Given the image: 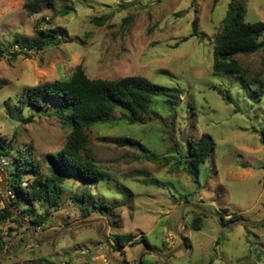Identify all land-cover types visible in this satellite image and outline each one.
<instances>
[{
	"label": "rangeland",
	"instance_id": "rangeland-1",
	"mask_svg": "<svg viewBox=\"0 0 264 264\" xmlns=\"http://www.w3.org/2000/svg\"><path fill=\"white\" fill-rule=\"evenodd\" d=\"M230 1L55 0L27 16L24 0H0V137L2 147L13 141L10 154L0 156V213L5 203L13 212L0 223V264H138L140 253L139 264H264V146L258 136L264 86L212 70V40ZM235 1L246 22H264V0ZM104 15L110 18L103 25L93 22ZM195 19L198 35L192 36ZM42 20L41 29L56 33L60 44L19 49ZM236 60L248 79L264 81L263 49ZM78 66L89 79L139 76L180 89L182 96L172 107L155 97L144 125L124 123L115 111L93 126L86 155L103 180L87 185L66 176L58 208L37 227L45 206L13 205L6 189L14 148L33 153L37 172L21 176L28 186L49 176L48 156L62 148L70 128L53 115L56 105L44 104L38 113L21 101L27 88L67 81ZM226 91L236 106L224 101ZM204 133L214 141L212 155L197 168H174L186 141ZM120 137L139 141L160 161L110 142ZM81 196L83 212L73 201ZM196 217L199 230L191 225ZM128 235L127 243H116Z\"/></svg>",
	"mask_w": 264,
	"mask_h": 264
},
{
	"label": "trees",
	"instance_id": "trees-1",
	"mask_svg": "<svg viewBox=\"0 0 264 264\" xmlns=\"http://www.w3.org/2000/svg\"><path fill=\"white\" fill-rule=\"evenodd\" d=\"M55 0H24V10L27 16H33L40 12L43 6H52ZM127 4L121 5L126 7ZM244 10L241 3L231 0L228 4L225 16L222 19V27L212 40V70L215 73H235L248 86L257 83L264 86V81L248 79L246 70L236 60L238 56L255 54L264 50V22L248 23L244 20ZM110 18L104 15L93 19V22L101 26ZM131 17L123 19L128 24ZM44 20L36 23L34 37L19 43V49L29 51H41L47 47L56 46L60 41L56 33H46L41 29ZM197 20L192 22V36H197ZM1 53V47H0ZM26 56V55H25ZM182 96L180 89L167 88L139 76H128L119 80L89 79L81 67H76L67 81L57 80L44 83L35 87H29L24 91L21 104L24 107L41 112L44 104H54L56 109L53 115L59 122L70 128L62 148L53 155H49V176L44 180L35 178L28 186L22 185L21 176L25 171L37 172L30 148L15 147L12 167L7 179V190L12 194V204L30 201L39 202L45 206V213L40 217L39 226L44 222L49 210L56 209L60 203L61 189L64 179L69 176L83 184H94L103 180L104 175L96 167L93 160L86 155L88 143L87 132L95 125L107 122L115 111H119L121 120L129 125H144L147 112L151 108L155 97L166 99V105L173 106L179 102ZM227 104L236 106L228 91L222 93ZM261 145L264 146V127L258 131ZM5 139L0 137V156L10 154L13 141H9L4 147ZM110 142L121 148H130L139 151L142 156L152 162L160 159L151 154L147 147L131 137H120ZM185 150L179 153L180 160L176 161L175 167L181 164L197 168L214 152L215 144L209 134H202L198 140H187ZM84 197L73 198L74 203L83 212L82 201ZM105 211L110 208L100 205ZM28 206L24 211L28 212ZM13 212L11 205L5 203L0 213V223L10 219ZM203 215V213H198ZM85 216V215H84ZM235 217H231L228 223H232ZM194 230H199L200 222L196 217L191 223ZM221 225H225L221 218ZM131 237L121 236L116 243L122 246ZM144 241V240H143ZM147 246V245H146Z\"/></svg>",
	"mask_w": 264,
	"mask_h": 264
},
{
	"label": "water",
	"instance_id": "water-1",
	"mask_svg": "<svg viewBox=\"0 0 264 264\" xmlns=\"http://www.w3.org/2000/svg\"><path fill=\"white\" fill-rule=\"evenodd\" d=\"M187 206H189V207H191V208H193V209H196V210H199V211H201L199 208H197V207H195V206H191V205H187ZM201 212H203V211H201ZM204 213V212H203ZM205 214V213H204ZM175 232H177V235H178V237H180V233L178 232V227H177V225L175 226ZM141 254L142 253H140V255H139V257H138V260H137V262H138V264H139V259H140V256H141Z\"/></svg>",
	"mask_w": 264,
	"mask_h": 264
}]
</instances>
